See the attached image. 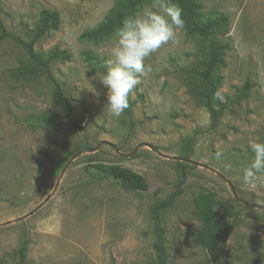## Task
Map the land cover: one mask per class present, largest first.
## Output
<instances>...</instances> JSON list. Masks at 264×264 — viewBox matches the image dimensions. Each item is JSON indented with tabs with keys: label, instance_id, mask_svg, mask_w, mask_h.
<instances>
[{
	"label": "rangeland",
	"instance_id": "1",
	"mask_svg": "<svg viewBox=\"0 0 264 264\" xmlns=\"http://www.w3.org/2000/svg\"><path fill=\"white\" fill-rule=\"evenodd\" d=\"M116 1L0 0L6 31L24 40L31 39L42 9L58 12V28L34 48L68 53L69 59L52 62L50 70L71 108L70 117L52 127L40 124V116L62 115L52 87L42 74L18 73L33 64L12 39H0V264L20 263L17 251L24 239L21 264H155L152 206L173 193L181 163L190 165L182 191L161 213L167 264H212L193 241L201 226L195 190L214 195L219 215L225 203L234 208L232 215H222L231 222L218 240L223 264H264V207L244 205L227 183L240 199L264 203V174L254 187L241 179L253 155L249 142H264V0H198L203 16L227 17L215 30L226 46L215 72L222 106L216 124L201 104L196 76L204 42L185 26L178 43L146 60L152 71L130 94L131 120L103 112L106 90L99 77L107 70L113 33L97 41L80 35L102 21ZM245 83L247 96L232 102ZM102 141L123 153L137 149L118 155ZM98 144L68 163L77 151ZM93 163L130 168L148 187L124 189Z\"/></svg>",
	"mask_w": 264,
	"mask_h": 264
},
{
	"label": "trees",
	"instance_id": "2",
	"mask_svg": "<svg viewBox=\"0 0 264 264\" xmlns=\"http://www.w3.org/2000/svg\"><path fill=\"white\" fill-rule=\"evenodd\" d=\"M147 1L148 0L116 1L102 21L91 28L85 29L80 36L82 38L97 41L111 35L114 29L121 24L126 16L141 9ZM174 2L182 10V18L185 22L184 26L186 29L191 33L197 34L204 42L205 58L196 76L200 82L201 92L199 96L201 104L208 111L212 124H216L222 113V106L217 100V87L219 81L215 72L219 66L223 65L222 55L223 49L226 46L217 38L215 30L217 26L226 22L227 17L222 15L214 19L203 16L200 11L198 0H174ZM59 23L60 18L56 10L42 9L39 12V19L31 39L24 40L8 33L0 18V39H12L15 44L21 46L25 50L27 57L33 64L32 67L23 70L20 69L17 72L29 77L42 74L52 87L54 100L61 109L62 115L49 114L38 117V122L48 128L52 127L61 117L69 118L71 114L68 99L50 70L52 62L56 60H67L69 59V55L66 51H60L57 48H52L47 53H39L35 50L34 43L47 32L56 30ZM91 59L93 58L91 57ZM247 89L248 83H245L238 91L235 99H232V102H237L245 98L247 96ZM124 115L127 121L131 120L130 103L129 107L124 111ZM181 164V171L173 193L167 199L161 200L152 206L155 264H167L168 256L164 243L165 230L162 225L161 213L166 207L173 203L175 198L182 191L181 186L184 184L186 178V171L184 168L190 165L187 163ZM90 166L98 173L117 180L124 189L138 191L146 190L148 187L147 182L140 174L119 164L93 163ZM192 201L196 216L201 222V226L195 233L193 241L205 250L212 264H223L222 254L218 249V240L220 235L229 231L231 222L224 219L222 215H232L234 208L231 204L225 203L222 206V214L219 215L215 209L218 201L215 199L214 195L202 190H195L193 192ZM26 243V239H24L17 251L20 261L19 264H21L24 258Z\"/></svg>",
	"mask_w": 264,
	"mask_h": 264
},
{
	"label": "clouds",
	"instance_id": "3",
	"mask_svg": "<svg viewBox=\"0 0 264 264\" xmlns=\"http://www.w3.org/2000/svg\"><path fill=\"white\" fill-rule=\"evenodd\" d=\"M184 24L182 10L174 0H150L114 29L105 61L107 70L99 77L106 90L103 107L106 115L119 118L124 113L133 89L152 71L146 60L162 47L178 43ZM92 92L99 95L96 90ZM249 149L253 155L242 169L241 179L245 185L254 187L258 175L264 174V142L252 140Z\"/></svg>",
	"mask_w": 264,
	"mask_h": 264
},
{
	"label": "water",
	"instance_id": "4",
	"mask_svg": "<svg viewBox=\"0 0 264 264\" xmlns=\"http://www.w3.org/2000/svg\"><path fill=\"white\" fill-rule=\"evenodd\" d=\"M101 143L107 144V145H108L109 147H111V148H112V149H113L118 155H131V154L137 149V146H136V147H134V148L132 149L131 152H129V153H123V152H120V151L118 150L117 146L114 145V144H112V143H109V142H106V141H102ZM99 144H100V143H99ZM99 144L96 145V146L93 147V148H84V149H82V150L77 151V152H76V153H75V154L69 159L68 163H69L72 159H74L76 156H78V155H80V154H82V153L96 150V149L98 148ZM151 149H153L156 153L161 154L157 149H155V148L152 147V146H151ZM162 155H163V154H162ZM163 156H164L165 158H176V157H171V156H167V155H163ZM182 160H184V161H186V162H189V163H192V164L201 165L202 167H207V165H205V164H199V163H197V162H195V161H192V160H190V159L182 158ZM63 170H64V168L62 169V171H63ZM217 174H219V173H217ZM219 175H220V174H219ZM220 176H221V175H220ZM227 183H228L229 188L231 189V192H232V194L234 195V197H235L237 200H239L241 203H243L244 205H246V206H251V207H258V208H260V207H264V203H262V204H253V203H248V202H246V201L240 199L238 196H236V195L234 194V191H233V188H232L231 184H230L229 182H227ZM48 198H49V196H47V197L45 198V201H46ZM36 208H37V207H36ZM36 208L30 210L28 213H26V214H24V215H22V216H20V217H17V218H15V219H13L12 221L20 220V219H22V218H24V217H26V216L32 214Z\"/></svg>",
	"mask_w": 264,
	"mask_h": 264
}]
</instances>
